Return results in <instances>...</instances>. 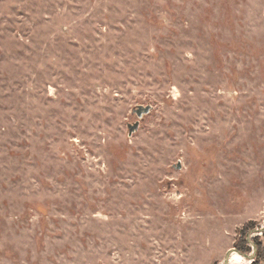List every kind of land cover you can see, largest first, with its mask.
<instances>
[{
	"label": "rangeland",
	"instance_id": "obj_1",
	"mask_svg": "<svg viewBox=\"0 0 264 264\" xmlns=\"http://www.w3.org/2000/svg\"><path fill=\"white\" fill-rule=\"evenodd\" d=\"M263 227L264 0H0V264H225Z\"/></svg>",
	"mask_w": 264,
	"mask_h": 264
},
{
	"label": "trees",
	"instance_id": "obj_2",
	"mask_svg": "<svg viewBox=\"0 0 264 264\" xmlns=\"http://www.w3.org/2000/svg\"><path fill=\"white\" fill-rule=\"evenodd\" d=\"M254 227V223L250 222L244 225V227L240 230V238L236 239L235 241V247L241 251L242 253H247L250 252L252 250V246L250 244V242L248 241V239L246 237H242L244 234L247 233V231L251 228ZM258 238V237H257ZM257 238L254 240L258 246V248H262V250H264V247L262 245V243L257 242ZM264 259V253H258L257 257H255V259L252 261L251 264H264L261 262V260Z\"/></svg>",
	"mask_w": 264,
	"mask_h": 264
},
{
	"label": "water",
	"instance_id": "obj_3",
	"mask_svg": "<svg viewBox=\"0 0 264 264\" xmlns=\"http://www.w3.org/2000/svg\"><path fill=\"white\" fill-rule=\"evenodd\" d=\"M152 110V106H138L134 112L138 115L139 118H143V116L147 113H149ZM130 130H129V134L131 135L133 132H135L138 128V123L135 124H131L129 126ZM264 228V227H263ZM257 232H261V230H257ZM235 249L231 250L228 252L227 256H226V262L225 264H230V257H231V253L234 251ZM244 256H246L249 260L253 261L254 257L253 255H248V254H243Z\"/></svg>",
	"mask_w": 264,
	"mask_h": 264
},
{
	"label": "bare ground",
	"instance_id": "obj_4",
	"mask_svg": "<svg viewBox=\"0 0 264 264\" xmlns=\"http://www.w3.org/2000/svg\"><path fill=\"white\" fill-rule=\"evenodd\" d=\"M245 257L246 256L238 251L232 252L230 257V264H243V262L246 260Z\"/></svg>",
	"mask_w": 264,
	"mask_h": 264
},
{
	"label": "crops",
	"instance_id": "obj_5",
	"mask_svg": "<svg viewBox=\"0 0 264 264\" xmlns=\"http://www.w3.org/2000/svg\"><path fill=\"white\" fill-rule=\"evenodd\" d=\"M247 260H249L247 257H246ZM248 262H251L250 260Z\"/></svg>",
	"mask_w": 264,
	"mask_h": 264
}]
</instances>
